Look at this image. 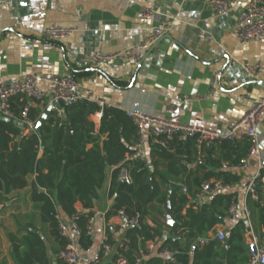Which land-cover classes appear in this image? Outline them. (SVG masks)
Wrapping results in <instances>:
<instances>
[{
  "label": "crops",
  "instance_id": "obj_1",
  "mask_svg": "<svg viewBox=\"0 0 264 264\" xmlns=\"http://www.w3.org/2000/svg\"><path fill=\"white\" fill-rule=\"evenodd\" d=\"M248 1H229L230 12L220 17L208 4L197 0H6L0 2V81L21 74L69 75L78 82L83 95L92 91L96 99L108 107L124 111L138 103L142 111L164 116L166 107L172 105L178 108L183 123L196 124L203 120L210 128L226 133L249 108L245 99L264 98L260 86L263 79L247 78L240 69L242 63H264V43L241 45L233 33L236 20ZM143 7H153L157 15L150 20L140 18ZM173 17L176 21L171 29L136 68L125 63L98 68L84 64L83 59L98 49L112 53L140 44L149 28ZM51 25L79 29L67 41L69 51L64 44L43 40V30ZM85 28L88 31H84ZM202 34L206 37L201 38ZM232 81L237 83L232 85ZM39 88L48 91L46 83H40ZM13 105L14 111L19 109L15 99ZM47 106L46 101H39L34 108L43 114ZM0 119L13 121L19 128L14 120ZM100 119L96 114L88 119L94 124L96 133ZM258 136L264 156V116L259 123ZM151 145L146 143L143 157L148 167L154 162L162 163L158 170L163 172L166 164L153 154ZM214 148L212 158L220 160L218 168H198L199 164L205 165L204 158L198 157L196 162L187 164V170L199 177L219 172L237 176L238 181L231 183L236 188L230 194L235 195L238 213L231 222L224 220V225H217L207 237L215 240L216 234L223 232L226 238L230 227L241 221L245 244L248 246V241L253 240L256 245H264V193L256 197L246 193V186L256 172L255 160L236 170L225 157L235 158L240 149ZM111 173L112 169L107 172L91 210L93 243L88 251L79 250L84 260L93 257L100 239L109 235L114 237L115 228L121 222L116 215L105 219L114 202V197L109 195ZM33 180L34 176L21 181L15 178L3 180L4 188L0 191V264H20L14 247L19 245L17 253L20 255L22 247L19 242L29 231L38 233L44 241L50 264H57L60 247L49 234L47 225L42 223L38 204L32 201ZM213 180L217 179L208 181ZM156 181L160 183L158 179ZM168 182L164 187H172ZM75 210L84 212L79 203ZM57 217L59 221L68 220L59 210ZM168 218L167 209L162 205L150 204L146 223L153 228L163 226L165 236ZM179 240L184 246L185 239Z\"/></svg>",
  "mask_w": 264,
  "mask_h": 264
},
{
  "label": "trees",
  "instance_id": "obj_2",
  "mask_svg": "<svg viewBox=\"0 0 264 264\" xmlns=\"http://www.w3.org/2000/svg\"><path fill=\"white\" fill-rule=\"evenodd\" d=\"M15 100L19 109L13 111L18 115L23 103L18 98ZM99 110L94 103L79 102L62 107L61 116L50 111L38 131L29 135H23L13 121L0 119V191L4 188L5 178L21 181L27 176H34L31 198L38 204L41 221L49 228L51 237L60 248L64 246L59 236L58 210L68 218L75 216L77 225L83 231L78 247L85 252L93 243L92 238L85 235L87 221L93 217V200H98V191L105 182L107 172L112 169L109 195L114 197V202L105 219L122 210L129 217H137L140 225L128 228L119 238L123 246L117 244L113 254L99 264H116L118 259L134 264L146 252L144 245L156 238L161 240L158 251H177L175 263L152 256L141 264H247L249 247L244 242L245 229L241 221L230 227L223 243L207 237L217 225H224L235 195L218 193L204 203L196 198L200 185L210 178L231 184L237 182L238 177L227 172L199 177L187 170V164L196 162L198 157H203L205 164L203 167L199 164L198 168H218L220 160L212 158L215 148L197 151L193 139L182 142L175 137L165 146L151 145L153 154L166 164L163 172L158 170L162 166L160 162H154L150 167L139 161L124 163L125 156L137 141L136 127L122 110L105 107L96 133L94 124L88 119ZM41 116L34 107L29 112L34 123ZM219 147L240 149L235 158L225 157L230 160L231 166L239 167L250 143L245 140ZM124 165L129 168L133 180L131 185L117 183V175ZM168 180L177 181V185L164 187ZM183 187L187 194L182 193ZM39 188L45 193H39ZM167 202L171 205L173 226L165 236L163 226H149L146 217L150 204L157 203L166 210ZM77 203L81 204L84 212L75 210ZM174 237L185 239V245L182 246L180 240L173 241ZM202 240L207 242L202 244ZM107 242L113 244L112 236L107 237ZM19 243L21 254L17 253L19 245L14 247V252L20 264H50L44 241L36 231H29Z\"/></svg>",
  "mask_w": 264,
  "mask_h": 264
},
{
  "label": "built area",
  "instance_id": "obj_3",
  "mask_svg": "<svg viewBox=\"0 0 264 264\" xmlns=\"http://www.w3.org/2000/svg\"><path fill=\"white\" fill-rule=\"evenodd\" d=\"M6 0H0L3 2ZM202 1L210 6L215 15L223 17L228 15L231 8L229 1L237 2L238 0H197ZM157 15L153 7H143L139 16L144 20H150ZM176 18H168L160 21L157 26L148 29L145 39L138 45L130 46L124 50L112 53L103 52L101 49L86 56L83 59L85 65L98 68L104 65L129 64L136 68L145 58L146 54L159 42L171 29ZM79 29L74 27H62L51 25L46 27L42 32V38L48 43L64 44L69 51L68 39ZM84 31H88L87 28ZM234 36L238 43L244 45L248 42L264 43V0H250L241 10L233 30ZM206 35H201L205 38ZM242 74L250 79L262 78L264 81V63H242L240 65ZM40 83L48 85V91L44 92L39 88ZM237 81H232V85ZM18 98L22 103L18 115L14 114L13 101ZM250 106L243 117L232 124L226 133L210 128L203 120L196 124L183 123L178 115L176 106H168L165 109L164 116H155L142 111L138 103H134L130 109L123 112L129 118L137 130V141L132 147V151L125 156L124 163L134 161L141 162L148 167L147 161L143 157V149L147 142L152 145L165 146L168 141L177 137L178 140L185 142L193 139L197 151H203L220 146L225 143H240L247 140L250 148L246 157L243 159L241 166L234 169L246 167L251 160L256 162V172L252 180L246 186V193L253 197L264 193V156L259 146L258 127L261 118L264 116V98L245 99ZM46 101L50 111L55 112L58 116L62 115L61 108L71 106L79 102L94 103L100 109L96 114L98 118L102 117V111L107 105L98 101L92 91L83 95L78 82L69 75L62 76H36L32 74H21L16 77L0 81V117L14 120L24 135L32 134L34 131V122L29 117L30 110L36 102ZM60 108H56V105ZM117 183L131 185L133 183L128 166L120 168L117 175ZM177 183L168 182V186H175ZM235 184H226L220 180L207 181L200 185L196 195L197 199L207 201L218 193H230ZM182 193L187 194L183 187ZM238 208L233 201L228 208L225 221L231 222L237 215ZM116 216L121 218L120 224L115 228V235L112 242L108 243L107 238H102L98 242L95 254L90 260L82 258L78 243L83 235L82 229L77 225L76 217L71 216L66 221H59V236L64 241V246L60 248L57 254L58 264H99L101 261L108 259L114 252L115 246L123 233L131 227L140 225L137 217H129L124 211L120 210ZM94 218L90 217L87 221L85 235L93 237ZM216 240L224 242L225 235L223 232L216 234ZM207 241H202L205 244ZM160 239H154L148 242L145 247V253L138 257L134 264H141L143 260L155 256L165 259L168 263H175L174 255L177 251L163 249L158 251ZM248 263L247 264H264V245H256L253 240L248 241ZM116 264H127L123 259H118Z\"/></svg>",
  "mask_w": 264,
  "mask_h": 264
},
{
  "label": "water",
  "instance_id": "obj_4",
  "mask_svg": "<svg viewBox=\"0 0 264 264\" xmlns=\"http://www.w3.org/2000/svg\"><path fill=\"white\" fill-rule=\"evenodd\" d=\"M147 54H148V53H147ZM147 54H146V55H147ZM145 57H146V56H145ZM260 86H261V88H262L263 91H264V83H261ZM56 108H60V105H59V104L56 105ZM50 110H51V107H50V106L47 107L45 113L42 114V116H41V118L39 119V121L36 122V123L34 124V131H35V132L38 131L40 124L44 121V119L46 118V116H47V114L50 112ZM19 140H20V139H19ZM147 182H148V183L150 182L149 179L147 180ZM38 192H39V193H45V191H44L43 189H40V188L38 189ZM95 202H96V201L93 200V204H95ZM167 215L169 216V218H168V220H167V222H166L165 229H167V230H171V228H172V226H173V220L171 219L172 209H171L170 202H167ZM179 239H180L179 237H174V238H173V241H175V240H179Z\"/></svg>",
  "mask_w": 264,
  "mask_h": 264
}]
</instances>
